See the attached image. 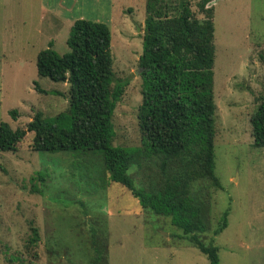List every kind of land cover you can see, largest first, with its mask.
Wrapping results in <instances>:
<instances>
[{"label": "rangeland", "instance_id": "374dc122", "mask_svg": "<svg viewBox=\"0 0 264 264\" xmlns=\"http://www.w3.org/2000/svg\"><path fill=\"white\" fill-rule=\"evenodd\" d=\"M146 1L0 0V123L15 130L35 113L52 120L66 110L68 84L37 76V55L50 44L66 54L74 21L99 22L110 29L114 77L125 86L112 116V145L139 147ZM167 1L175 14L181 0ZM187 1L195 19L205 21L200 0ZM207 7L221 189L194 184L195 192L209 193V230L200 236L213 238L220 264H264V147L254 146L250 124L264 95V0H213ZM31 145L27 134L15 152H0V264H91L97 250L98 264H208L169 218L142 210L110 181L100 152H39ZM147 165L131 170L137 185L147 187L156 172ZM225 213L226 227L215 236ZM34 230L37 241L30 243Z\"/></svg>", "mask_w": 264, "mask_h": 264}, {"label": "trees", "instance_id": "16d2710c", "mask_svg": "<svg viewBox=\"0 0 264 264\" xmlns=\"http://www.w3.org/2000/svg\"><path fill=\"white\" fill-rule=\"evenodd\" d=\"M213 0H200L199 10L207 16L195 19L187 0L176 5L175 14L167 0H147L143 53L139 57L142 103L138 109L140 146H113L112 116L124 93L112 69L110 29L87 20L73 23L66 45L69 52L58 55L50 44L36 58L39 77L68 84V107L52 120L35 113L24 128L11 129L0 123V152H15L27 134L32 150L100 152L110 181L126 188L141 209L167 217L184 239L208 261L220 264L213 238L201 236L209 230L208 201L194 184L221 189L215 167V102L213 96L214 44ZM171 14H174L172 16ZM9 116L16 121L17 111ZM253 144L264 147V95L250 117ZM145 162L156 165L147 187L137 185L131 170ZM204 190V189H203ZM204 199V200H203ZM225 213L221 227H226ZM37 241V232L30 243ZM91 264H98L103 251Z\"/></svg>", "mask_w": 264, "mask_h": 264}, {"label": "crops", "instance_id": "0c3cea01", "mask_svg": "<svg viewBox=\"0 0 264 264\" xmlns=\"http://www.w3.org/2000/svg\"><path fill=\"white\" fill-rule=\"evenodd\" d=\"M55 15V14H54ZM59 17H61V13L59 14V12L57 11L56 12V15L54 16V18L56 19V22H58V20H59ZM55 22V23H56ZM75 22V21H74ZM59 29H61V28H59Z\"/></svg>", "mask_w": 264, "mask_h": 264}]
</instances>
